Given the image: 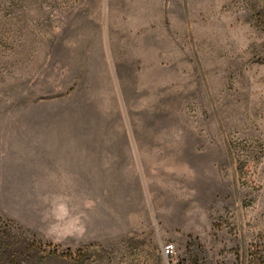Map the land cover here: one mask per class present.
Wrapping results in <instances>:
<instances>
[{
    "label": "rangeland",
    "instance_id": "obj_1",
    "mask_svg": "<svg viewBox=\"0 0 264 264\" xmlns=\"http://www.w3.org/2000/svg\"><path fill=\"white\" fill-rule=\"evenodd\" d=\"M0 242L264 264V0H0Z\"/></svg>",
    "mask_w": 264,
    "mask_h": 264
},
{
    "label": "built area",
    "instance_id": "obj_2",
    "mask_svg": "<svg viewBox=\"0 0 264 264\" xmlns=\"http://www.w3.org/2000/svg\"><path fill=\"white\" fill-rule=\"evenodd\" d=\"M166 250H167V252H166V253H169V250H170V249H169V248H167Z\"/></svg>",
    "mask_w": 264,
    "mask_h": 264
},
{
    "label": "trees",
    "instance_id": "obj_3",
    "mask_svg": "<svg viewBox=\"0 0 264 264\" xmlns=\"http://www.w3.org/2000/svg\"><path fill=\"white\" fill-rule=\"evenodd\" d=\"M1 243H3V242H0V245H1ZM2 245H4V244H2ZM29 249V248H28Z\"/></svg>",
    "mask_w": 264,
    "mask_h": 264
}]
</instances>
